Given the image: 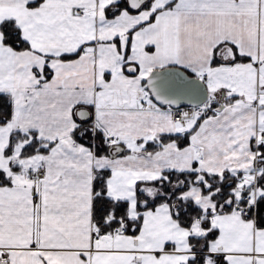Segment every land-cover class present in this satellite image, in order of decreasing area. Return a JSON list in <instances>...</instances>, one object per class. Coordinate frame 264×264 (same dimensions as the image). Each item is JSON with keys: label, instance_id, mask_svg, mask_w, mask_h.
Segmentation results:
<instances>
[{"label": "snow or ice", "instance_id": "1", "mask_svg": "<svg viewBox=\"0 0 264 264\" xmlns=\"http://www.w3.org/2000/svg\"><path fill=\"white\" fill-rule=\"evenodd\" d=\"M0 264H264V0H0Z\"/></svg>", "mask_w": 264, "mask_h": 264}]
</instances>
